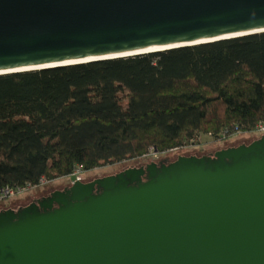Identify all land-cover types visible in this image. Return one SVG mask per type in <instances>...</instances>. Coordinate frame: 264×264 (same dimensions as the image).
<instances>
[{"label":"water","instance_id":"1","mask_svg":"<svg viewBox=\"0 0 264 264\" xmlns=\"http://www.w3.org/2000/svg\"><path fill=\"white\" fill-rule=\"evenodd\" d=\"M259 33L264 0H0V75ZM263 146L219 151L233 165L214 168L183 158L135 187L115 183L154 164L76 179L62 200L0 211V264H264Z\"/></svg>","mask_w":264,"mask_h":264},{"label":"trees","instance_id":"2","mask_svg":"<svg viewBox=\"0 0 264 264\" xmlns=\"http://www.w3.org/2000/svg\"><path fill=\"white\" fill-rule=\"evenodd\" d=\"M262 122L264 33L3 74L0 194Z\"/></svg>","mask_w":264,"mask_h":264},{"label":"flooded vegetation","instance_id":"3","mask_svg":"<svg viewBox=\"0 0 264 264\" xmlns=\"http://www.w3.org/2000/svg\"><path fill=\"white\" fill-rule=\"evenodd\" d=\"M239 134H245V135H250L251 137H253L252 141H248L246 143H241L239 145H228V146H223V147H219L217 150H204L203 148H201L200 152L198 153H194V154H179V156L175 159H170V158H162L163 155L169 151H173V150H177V149H193L196 147L201 146L200 143H192L190 145H186L183 147H179V148H175V149H171L169 151L166 152H157L156 151V155L158 156L157 158L154 159H146L145 161H143L140 164H134L133 166H127L124 167L122 169H116L113 171V173L109 174V175H105V176H100V177H94L92 179H87L85 176V173H87L88 171H83L80 179L82 180L83 183L87 184V183H91L97 179L100 178H105V177H109V176H117L120 175L122 173H124L127 169H133V168H141L143 166H150L151 164H154L155 167L153 169L154 173L152 174L151 170H147L145 175H140L136 178H134L133 175H131V177H128L124 180H118L115 183V187H135V186H140L142 184H145L149 181H151L152 179L157 178L158 176H166V175H172L171 172L169 171L171 165L173 163H176L177 161H179L180 159L183 158H197L200 160H205L203 162H201V164L203 166H205L206 168H214L215 165H220V166H224V165H233V161L232 160H221L219 158L216 157V153L225 149H230V148H237L241 145H246L249 146L251 144H253L254 142H263L264 144V131H259L257 129H255L252 132H241V133H234L228 136H225L221 139H214L217 143L219 142H226L227 140L234 138L235 136L239 135ZM146 156V155H145ZM143 156V157H145ZM251 157H256V158H264V146L261 148L259 155H251ZM142 158V157H140ZM139 159V158H137ZM135 159V160H137ZM249 157H245L243 158V160H249ZM134 160V159H132ZM194 167V166H193ZM72 176H74V174H72ZM76 180L73 179L71 182L69 183H64L63 185H50L51 181H44L40 184H37L35 186L29 187L27 188V194L26 195V199L24 200V202L22 204H19L18 206H13V205H9L7 207H3L0 209V211L3 210H8V209H12V210H18V212L23 211L25 208L31 206L34 202L37 203L38 200H43L45 198L48 197H52L54 196L55 198H59L60 200H62V198L70 191L71 187L74 185V181ZM26 191V190H25ZM105 191L104 188H96L93 191V194L95 195H99L102 194ZM23 192V191H22ZM22 192H16L13 194H9V195H5L3 196L0 201H4L5 199H9L12 198L14 196H16L17 194H22ZM74 203V201H70L69 204ZM60 207H64V205L61 202H57L54 204L53 208L51 209H45V208H39L38 210H36L37 213H45V212H51L54 211L56 209H59Z\"/></svg>","mask_w":264,"mask_h":264},{"label":"rangeland","instance_id":"4","mask_svg":"<svg viewBox=\"0 0 264 264\" xmlns=\"http://www.w3.org/2000/svg\"><path fill=\"white\" fill-rule=\"evenodd\" d=\"M252 138L253 137H251L250 135L239 134V135L235 136L234 138L227 140L226 142L217 143L214 140L213 136H211L209 134H204L200 138L201 146L193 148V149L186 148V149H177V150L169 151V152L165 153L163 155V157L175 159L178 157L179 154H187V155L194 154V153L200 152L201 148H203L204 150H211V149L218 148L224 144L231 143V142H234L237 140H250ZM157 157L158 156L156 155V152L152 151L149 154H147L145 157L139 158L137 160L131 159V160L123 161L120 163L103 165V166H100L98 168L92 169V170L88 171L87 173H85V175H86L85 177L88 179V178L95 176L97 174L113 173V171L116 169H122V168L127 167V166H133L134 164H140L143 161H145L147 158L148 159H154ZM73 179H75V177L72 175L59 177L57 179L50 180L51 181L50 185H54V186L55 185H63L64 183L71 182ZM16 192H22V194H17L16 196H14L12 198L5 199L4 201H0V209L3 207H7L9 205L18 206L19 204H22L24 202V200L26 199V195L28 194L27 188L22 189V190L19 189V190L15 191L14 193H16ZM25 193H27V194H25Z\"/></svg>","mask_w":264,"mask_h":264},{"label":"built area","instance_id":"5","mask_svg":"<svg viewBox=\"0 0 264 264\" xmlns=\"http://www.w3.org/2000/svg\"><path fill=\"white\" fill-rule=\"evenodd\" d=\"M256 129L259 130V131H264V122L260 123V124L257 126ZM155 152H156V151H155ZM81 174H82V170H81V169H78V170L74 173V175L77 176L78 178H80ZM14 192H15L14 190H10V189L7 188V189L3 190L2 193L0 194V199H1L3 196H5V195L13 194Z\"/></svg>","mask_w":264,"mask_h":264},{"label":"bare ground","instance_id":"6","mask_svg":"<svg viewBox=\"0 0 264 264\" xmlns=\"http://www.w3.org/2000/svg\"><path fill=\"white\" fill-rule=\"evenodd\" d=\"M74 177H75L76 179H80V178H78V177H77V176H75V175H74ZM43 182H44V181H43Z\"/></svg>","mask_w":264,"mask_h":264}]
</instances>
